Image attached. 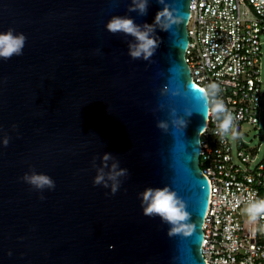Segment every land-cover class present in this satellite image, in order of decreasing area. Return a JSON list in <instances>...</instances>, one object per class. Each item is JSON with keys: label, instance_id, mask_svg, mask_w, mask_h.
<instances>
[{"label": "water", "instance_id": "95a60500", "mask_svg": "<svg viewBox=\"0 0 264 264\" xmlns=\"http://www.w3.org/2000/svg\"><path fill=\"white\" fill-rule=\"evenodd\" d=\"M166 2L181 22L157 25L153 56L133 60V38L105 24L112 15L153 24L157 0L143 16L128 11L130 0H0V31L27 37L22 55L0 59V138L9 136L0 144V264H206L200 134L208 111L185 60L190 0ZM187 79L199 111L190 117V99L172 94ZM172 109L187 120L182 130ZM106 152L127 169L114 195L93 185ZM30 166L55 188L22 181ZM165 184L189 214L176 231L143 215L137 198Z\"/></svg>", "mask_w": 264, "mask_h": 264}, {"label": "built area", "instance_id": "2783aa9c", "mask_svg": "<svg viewBox=\"0 0 264 264\" xmlns=\"http://www.w3.org/2000/svg\"><path fill=\"white\" fill-rule=\"evenodd\" d=\"M185 60L204 91L219 96L237 117L235 131L221 139L208 112L200 134V167L209 181L203 221L206 264H264V219L256 229L242 209L264 198V0H190ZM258 132L245 140L244 126Z\"/></svg>", "mask_w": 264, "mask_h": 264}, {"label": "clouds", "instance_id": "9594fccd", "mask_svg": "<svg viewBox=\"0 0 264 264\" xmlns=\"http://www.w3.org/2000/svg\"><path fill=\"white\" fill-rule=\"evenodd\" d=\"M157 2L163 7L156 13L153 24H137L129 15H112L105 24V29L108 32L112 34L119 33L133 38L134 42H130L128 46V55L133 60H148L153 56L158 47V39L155 35V27L157 25L162 30H168L173 24L181 22V18L175 15V9L166 0H157ZM148 7L149 0H130L128 11L137 12L143 16L147 14ZM26 40L27 37L22 32H17L11 27L0 31V59L8 60L13 56L22 55ZM98 51L99 49H97ZM175 71L179 75L178 69ZM191 92L188 79L176 83L172 92L173 95H181L192 102V107L184 109L186 117H190L193 111L199 112L195 108ZM219 93L220 88L218 84L211 82L206 85V91H204L200 99L206 101L204 107L215 118L216 134L221 139L231 134L232 138L235 139L238 136V133L235 131L237 117L228 109L220 98ZM171 116L173 117L171 123L177 130H182L187 126V120L184 117L177 116L175 109H172ZM157 127L166 130L168 122L163 120L158 121ZM13 128H16V125H13ZM8 143L9 136L5 134L0 138V144L7 146ZM100 159L101 164L93 177V185L110 189V194L114 195L120 189V178L127 175V169L122 168L119 161H115L111 153H104ZM110 160L115 162L109 164ZM105 169H108V171L106 172ZM20 179L39 192L55 188V181L51 176L43 172H37L31 166L29 167V171L24 173ZM137 198L140 202L143 215L159 218L162 222L171 225L173 231L179 230L178 226H182L189 219L185 202L170 184L160 187H145L143 191L137 193ZM41 199H43V196H41ZM242 212L246 217V223L253 226L255 230L258 221L264 219V198L248 199ZM9 255H11V252H9Z\"/></svg>", "mask_w": 264, "mask_h": 264}, {"label": "rangeland", "instance_id": "374dc122", "mask_svg": "<svg viewBox=\"0 0 264 264\" xmlns=\"http://www.w3.org/2000/svg\"><path fill=\"white\" fill-rule=\"evenodd\" d=\"M243 129L246 131L245 136H244L245 140L250 138L251 143L257 144L259 141L258 140V137H259L258 132L256 130H253L250 126H247V125L244 126Z\"/></svg>", "mask_w": 264, "mask_h": 264}]
</instances>
